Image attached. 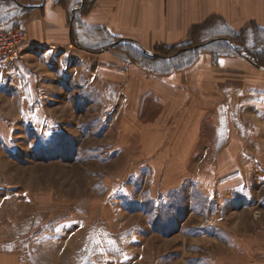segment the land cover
Masks as SVG:
<instances>
[{"label":"crops","instance_id":"crops-1","mask_svg":"<svg viewBox=\"0 0 264 264\" xmlns=\"http://www.w3.org/2000/svg\"><path fill=\"white\" fill-rule=\"evenodd\" d=\"M17 7L33 11L21 19ZM0 13L7 15L0 30L26 32L21 58L0 67V98L8 105L15 107L17 95L24 111L38 96L43 101L44 75L55 67L62 84L69 73L78 90L100 97L119 153L133 154L148 171L152 195L194 184L205 199L219 200L250 187L246 174L264 159V68L237 55L201 53L189 68L161 75L111 49L118 42L149 53L188 46L208 37L211 20L234 34L264 31V0H0ZM0 264L29 263L0 250Z\"/></svg>","mask_w":264,"mask_h":264},{"label":"rangeland","instance_id":"rangeland-1","mask_svg":"<svg viewBox=\"0 0 264 264\" xmlns=\"http://www.w3.org/2000/svg\"><path fill=\"white\" fill-rule=\"evenodd\" d=\"M50 71L44 100L26 111L22 97L0 98V250L29 264H264V159L250 187L223 199L194 184L152 195L100 97Z\"/></svg>","mask_w":264,"mask_h":264},{"label":"trees","instance_id":"trees-1","mask_svg":"<svg viewBox=\"0 0 264 264\" xmlns=\"http://www.w3.org/2000/svg\"><path fill=\"white\" fill-rule=\"evenodd\" d=\"M69 1L70 0H59V4L65 6ZM40 2H43V0H40ZM32 11L33 9L31 7H17L14 15L23 19L30 16ZM0 18L6 19L7 15L0 13ZM74 22H76V20H74ZM79 27L81 30L83 29V35L88 33L86 29L81 26ZM204 28L208 31V37H205L202 34L200 37H203L200 38L199 41H194L188 46L156 48L155 51L157 53L152 57L144 54L140 49L133 45H118L115 47L121 46L134 50L133 52L136 55V58L133 59L138 62L133 61V64H137L138 67L140 66L145 70L161 75L189 68L194 64L197 56L201 53H209L213 56L237 55L248 58L257 66L264 68V31L251 26L239 34H234L228 31L225 26H222L219 21L214 20H211L204 26ZM92 36L94 35L92 34ZM96 38L97 42H107L104 40H98L99 37ZM96 49L100 50V48L82 47V50L88 52H95L97 51ZM164 51H170L171 53L166 54Z\"/></svg>","mask_w":264,"mask_h":264},{"label":"built area","instance_id":"built-area-1","mask_svg":"<svg viewBox=\"0 0 264 264\" xmlns=\"http://www.w3.org/2000/svg\"><path fill=\"white\" fill-rule=\"evenodd\" d=\"M25 40L24 30H0V67L12 68L16 64Z\"/></svg>","mask_w":264,"mask_h":264},{"label":"water","instance_id":"water-1","mask_svg":"<svg viewBox=\"0 0 264 264\" xmlns=\"http://www.w3.org/2000/svg\"><path fill=\"white\" fill-rule=\"evenodd\" d=\"M140 50H141V52H143L144 54H147V51H146V50H144V49H142V48H140Z\"/></svg>","mask_w":264,"mask_h":264}]
</instances>
